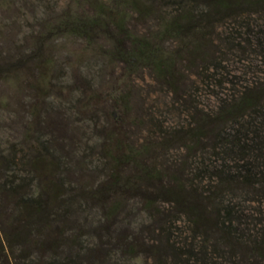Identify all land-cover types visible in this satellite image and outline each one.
<instances>
[{"label": "trees", "instance_id": "16d2710c", "mask_svg": "<svg viewBox=\"0 0 264 264\" xmlns=\"http://www.w3.org/2000/svg\"><path fill=\"white\" fill-rule=\"evenodd\" d=\"M114 1L43 27L91 38L114 25L132 41L106 57L155 72L183 120L159 121L140 142H128L120 124L102 127L91 152L82 128L31 108L21 141L0 144V264H264V0ZM127 10L156 16L159 28L128 34ZM42 37L1 58L0 77L15 72L21 82L35 68L29 87L52 90ZM162 39L191 47L208 109L194 99L201 94L177 87L179 53L163 51ZM83 174L100 177L97 185Z\"/></svg>", "mask_w": 264, "mask_h": 264}, {"label": "rangeland", "instance_id": "374dc122", "mask_svg": "<svg viewBox=\"0 0 264 264\" xmlns=\"http://www.w3.org/2000/svg\"><path fill=\"white\" fill-rule=\"evenodd\" d=\"M100 2L109 6L116 3L114 0H0V59L14 55L17 49L27 53L30 48L27 40L47 35L51 62L46 68L49 70L45 80L52 87V90L39 92L29 87L34 79L40 78L35 68L25 75V80L22 77L21 82L14 78L15 72L8 73L9 77H0V144L21 141L30 125H34L30 111L35 105L44 106L47 119L59 113L68 121V129L70 125L82 128L84 135L80 137L86 138L83 140L86 144L81 148L90 146L91 152L98 148L97 135L102 127L120 124L128 142H140L156 131L154 125L159 127V121L182 122L183 113L178 104L172 102L170 87L162 86L155 72L134 60L113 61L106 57L107 50L116 44L126 48L132 37L123 38L124 33L117 31L114 25L109 35L93 34L91 38L69 32L51 33L43 27L54 17L65 14L84 18L92 15L95 3ZM127 12L124 14L126 21L120 24L126 27L128 34L146 37L159 28L156 16L143 18L133 11ZM158 43L166 53H179L178 57L174 56L177 87L192 96L196 92L201 94L194 99L199 101V108L208 109L212 98L208 97L210 88L199 86L197 68L200 62L198 58L191 60V47L181 48L182 45L166 39ZM90 96L93 99L87 102L85 99ZM150 118L151 123L148 122ZM184 119L185 122L189 120ZM136 120H140L139 123H134ZM75 150L74 153H78ZM173 153L182 156L181 151ZM94 159L93 164H98V159ZM81 178L83 184L94 187L100 177L83 174ZM142 262L143 259L139 264Z\"/></svg>", "mask_w": 264, "mask_h": 264}]
</instances>
